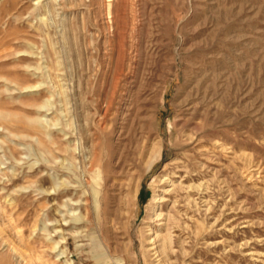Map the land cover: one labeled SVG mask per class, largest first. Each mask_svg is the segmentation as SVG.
<instances>
[{"label":"rangeland","instance_id":"rangeland-1","mask_svg":"<svg viewBox=\"0 0 264 264\" xmlns=\"http://www.w3.org/2000/svg\"><path fill=\"white\" fill-rule=\"evenodd\" d=\"M0 264H264V0H0Z\"/></svg>","mask_w":264,"mask_h":264},{"label":"bare ground","instance_id":"bare-ground-1","mask_svg":"<svg viewBox=\"0 0 264 264\" xmlns=\"http://www.w3.org/2000/svg\"><path fill=\"white\" fill-rule=\"evenodd\" d=\"M200 80V79H199ZM193 81V80H192ZM185 95V94H184ZM198 99V98H197ZM205 101V100H204ZM186 104V103H185ZM190 107V106H189Z\"/></svg>","mask_w":264,"mask_h":264}]
</instances>
